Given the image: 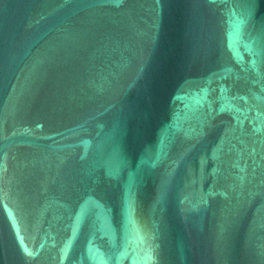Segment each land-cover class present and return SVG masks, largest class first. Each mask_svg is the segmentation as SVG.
<instances>
[{
    "label": "water",
    "instance_id": "1",
    "mask_svg": "<svg viewBox=\"0 0 264 264\" xmlns=\"http://www.w3.org/2000/svg\"><path fill=\"white\" fill-rule=\"evenodd\" d=\"M0 264H264V0H0Z\"/></svg>",
    "mask_w": 264,
    "mask_h": 264
}]
</instances>
